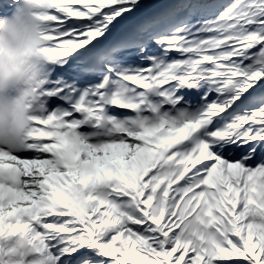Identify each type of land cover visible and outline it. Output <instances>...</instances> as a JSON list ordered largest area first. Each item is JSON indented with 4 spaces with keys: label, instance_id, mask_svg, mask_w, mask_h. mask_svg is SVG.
Returning <instances> with one entry per match:
<instances>
[{
    "label": "snow or ice",
    "instance_id": "obj_1",
    "mask_svg": "<svg viewBox=\"0 0 264 264\" xmlns=\"http://www.w3.org/2000/svg\"><path fill=\"white\" fill-rule=\"evenodd\" d=\"M44 3L0 264H264V0Z\"/></svg>",
    "mask_w": 264,
    "mask_h": 264
},
{
    "label": "clouds",
    "instance_id": "obj_2",
    "mask_svg": "<svg viewBox=\"0 0 264 264\" xmlns=\"http://www.w3.org/2000/svg\"><path fill=\"white\" fill-rule=\"evenodd\" d=\"M44 0H15L7 15H0V141L29 139L31 120L27 101L49 62L42 51L46 41Z\"/></svg>",
    "mask_w": 264,
    "mask_h": 264
}]
</instances>
